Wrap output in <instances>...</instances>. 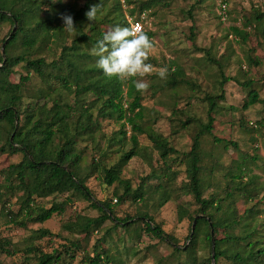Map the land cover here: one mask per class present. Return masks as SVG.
<instances>
[{"label":"trees","instance_id":"obj_1","mask_svg":"<svg viewBox=\"0 0 264 264\" xmlns=\"http://www.w3.org/2000/svg\"><path fill=\"white\" fill-rule=\"evenodd\" d=\"M64 1L0 0V21L10 22L13 27L17 25V28L13 29L8 38L3 41L5 45L3 53L6 57L2 52L0 53V125H2L0 138L6 136V143L0 150L10 156H22L18 164H12L0 173L5 175L6 181L5 185H1L6 191L3 197L11 199L12 195L22 193L19 198V212L14 214L11 210L7 211L10 218L9 223L24 228L28 224H44L55 215L64 214L67 205L72 200L68 197L66 201L53 203L49 208L38 205L37 200L72 194L91 202L101 215L97 218L79 215L75 221L64 224L62 229L70 234L78 231L89 236L93 230H100L108 221L113 222L115 228H130L141 223L140 232L174 247V256L175 259L180 260L179 264H213L211 233L214 231L215 264H219L222 260L227 264H264V236L262 237L263 233L260 232L262 225L255 216L256 213L259 214V212L255 213L257 206L248 207L244 213L238 212V202L250 203L264 191V185L257 183L258 176L254 175L249 166L245 164L248 159L243 158L235 163L236 169L225 175L228 181L222 194L212 192L206 196L211 185L203 176L204 162L211 163L212 174L210 175L213 176L218 172L217 167L220 161L209 159L214 153L204 148L205 138H212L214 145L218 148L223 146L225 150L239 149L234 141L221 139L215 135L216 117L214 113L218 110L219 103L225 101L224 87L235 80L226 77L222 63L214 58L210 51H205L208 60L220 69L223 90L220 94L206 96L207 123L191 117L180 122L177 135L181 132L189 134L194 132L191 150L182 153L169 144L161 134L146 125L142 105L143 91L136 89L134 83L136 77L120 80L105 76L96 66L97 58L91 54V48L105 33L101 31V26L117 21L116 25L127 27L121 6L128 7V3L135 5L136 2L127 0L123 4L120 0H113L114 9L109 11V14L101 16L105 6L112 0H86L83 7L65 4ZM100 2L102 7L98 11L97 18L93 22L88 21L85 13L91 5ZM154 2L156 0L142 3L138 7L139 13L136 8L132 9L131 17L140 20L143 13H149L148 10ZM225 3L229 4L227 0L221 1L220 4ZM230 12L229 9V19ZM64 13H70L74 17L76 37L70 47L63 48L59 59L47 61L45 57H42L45 53L44 45H50L55 41L54 39L59 38L60 40L64 27L60 16ZM219 17L222 21L220 15ZM99 27L101 29L96 31ZM93 32L97 35L94 36ZM194 32L192 27L191 41L194 40ZM232 32L241 37L244 42L248 40V34L240 28L234 27ZM147 34L150 38L153 37V34ZM17 45H24L25 51L13 56L10 51L17 49ZM147 62L156 64V60L148 59ZM19 65L24 66L27 75L22 77L19 83H12L11 75ZM174 66L173 63L169 68L168 73L171 74V79L165 82L164 86L177 87L179 82L183 83L182 79L175 77L180 76L181 70L177 67L173 70ZM33 74L47 85L45 90L40 91L41 98H50L53 92L57 91V87L51 85V82H55L62 90L74 95V104L71 106L62 98H54L51 108H48L47 104L40 106L36 104L37 107L28 105L23 110L24 87L31 81ZM184 82L192 88L197 87L195 84ZM124 87H127L126 92ZM248 87L250 89L248 98L243 106L245 110L263 102L260 100L259 93L252 88V84ZM90 95L95 99L88 101ZM95 109L98 111L97 116L93 113ZM22 116L30 119V123H26L23 127L18 125V120ZM100 119L121 123L118 133L108 140L111 144L114 142L124 144L128 138L127 127H129L132 149L125 152L119 165L112 168L94 159L89 167L92 173L85 174L82 167L84 151L80 143L85 140L97 142L95 134L100 129ZM262 125H264V119L253 127L257 129ZM142 135L147 136L155 150L159 152L160 161L167 166L168 170H170L169 161L172 155L182 156L183 162L187 163L185 169L187 181L181 186L176 185L175 189L170 186L174 183V177L178 176L176 172L153 173L151 178L165 181V183H160L156 190L161 193V208L173 199L172 192L193 198L197 209L191 211L186 205L177 207L179 222L186 219L192 222V229L187 237L188 246L180 247L177 239L167 234L148 213H140L135 218L123 220L116 218L108 202L94 201L87 185L90 178L98 175L99 178L103 177V182L108 187L115 184L125 187L124 194L119 197L121 202H125L130 197H133L135 201L145 202L147 193L143 188L139 187L134 190L129 182L121 178L123 167L133 158L146 154L145 148H142L139 142V136ZM250 160L255 163L258 157L252 155ZM6 204L10 206V200L3 203L4 209ZM243 223H246L245 232L240 231ZM193 226H195L194 232ZM134 234L140 235L138 230H134ZM58 236L46 229L33 231V237L39 240ZM11 246L12 242L9 239L0 241V257L3 254L10 257L18 254L17 251H12ZM81 248L80 242L70 241L69 245H62V250L56 249L52 253H45L40 248L29 246L26 254L36 258L35 264H58L65 261L67 257L73 258V253ZM199 249L202 252L206 251L208 256L204 259L199 257ZM183 255L186 259L181 261ZM111 262L109 252L102 248L96 249L92 254H86L83 264H111Z\"/></svg>","mask_w":264,"mask_h":264},{"label":"rangeland","instance_id":"obj_2","mask_svg":"<svg viewBox=\"0 0 264 264\" xmlns=\"http://www.w3.org/2000/svg\"><path fill=\"white\" fill-rule=\"evenodd\" d=\"M85 1L65 0L64 3L83 7ZM132 1L136 2L135 5L128 3V7L121 6L128 26H130L128 21V17H131L130 11L136 8L139 13L138 7L151 0ZM221 1L223 0H156L148 10V23L145 28L147 33L153 34L151 40L154 47L150 51L149 59L156 60V64L155 62L152 64L156 70L167 67L169 71L174 63L173 70L176 67L181 70L180 76L176 75L175 77L182 79L183 83L179 82L177 87L164 86L165 82L171 79V74L167 73L165 78H160L155 70L150 74L136 77L148 84L147 89L142 92L146 125L161 134L169 144L182 153L191 150L194 132L190 134L181 132L177 135L180 122L191 117L207 123L206 96L220 94L223 90L220 69L208 60L205 51H210L213 57L222 63L226 77L235 80L224 87L225 101L219 103V108L214 113L216 117L215 135L221 139L234 141L238 144L239 149L225 150L223 146L218 148L214 145L212 138H205L204 148L214 153L209 159H219L220 161V165L217 167L218 172L213 176L210 175L212 174L211 163L204 162L203 176L211 185L206 196L212 192L220 194L224 192L228 181L225 175L235 170V163L240 162L243 158L248 159L245 164L249 166L254 175L258 176L257 183L264 185V125L257 129L253 127L264 119V0H227L231 10L230 19L227 22H222L219 17ZM113 3L112 0L105 6L101 16L109 14V11L114 9ZM116 24L117 21L105 23L104 26H101V31L106 32ZM15 27L17 28V25L13 27L10 22L0 21V53L4 52V39L8 38ZM101 27L96 31H99ZM192 27L195 31L193 41L190 40ZM234 27L246 32L248 40L244 42L241 37L236 36L232 32ZM93 34L97 35L94 32ZM75 37V32L63 31L60 40L59 38L54 39L55 41L50 45H44L45 53L42 57H45L47 61L59 59L63 48L70 47ZM25 48L24 45H17V49L10 51V54L17 56L24 52ZM40 55L42 54L40 53ZM3 56L6 57L5 53ZM34 56H36V52H34ZM26 75L24 66L19 65L11 75V82L19 83L21 78ZM184 81L195 84L197 87L192 88ZM51 83L53 87H57V91L53 92L50 98L43 99L40 91L45 90L47 85L33 74L31 81L24 87L23 110L28 105L37 107V105L47 104L48 108H51L54 98H62L71 106L74 104L75 98L72 93L62 90L55 82ZM249 84H252V88L259 93L260 100L263 102L245 110L243 106L248 98ZM124 90L126 92L127 87H124ZM94 99L90 95L88 101ZM93 113L97 116V109ZM18 121V125L22 127L26 123H30V119L26 116H22ZM99 124L100 129L95 134L97 142L85 140L80 143V147L84 151L82 167L85 174L92 173V169L89 167L94 159L112 168L119 165L122 155L132 149L129 127H127L128 138L124 144L115 142L111 144L108 140L118 133L121 123L100 119ZM139 142L141 147L145 148L146 154L133 158L123 167L121 178L123 181L129 182L134 190L142 187L147 193L145 202L135 201L133 197L121 202L119 197L124 194L125 187L119 184L108 187L104 184L103 177L99 178L98 175H94L87 183L92 197L96 202H108L114 210L115 217L120 220L135 218L140 213H148L167 234L177 239V244L180 247L188 246L187 237L192 229V222L188 219L179 222L177 207L186 205L191 211L197 209L193 198L172 192L173 199L161 208V193L156 190L159 184L165 183V181L151 178L153 173L176 172L178 176L174 177V183L170 186L175 189L176 185L181 186L187 181L185 176L187 163L183 162L182 156L172 155V159L169 161L170 170H168L167 166L160 161L159 152L155 150L147 136H139ZM5 143L6 136H3L0 138V149ZM252 155L258 157L257 162H251ZM21 160V155L10 156L0 150V173L8 169L10 165L18 164ZM4 176L0 174V241L11 240L10 248L12 251H17L18 254H15L14 257L6 254L1 255L0 264H35L36 258L26 254L29 246L40 248L45 253H52L56 249L62 250V245H69L70 241L80 242L82 248L73 253V258L67 257L65 261L58 264H83L86 254H92L96 249L102 248L109 252L111 264L180 263V260L175 259L173 246L159 242L153 236L140 232L141 223L130 228H115V224L108 221L100 230H93L89 236L78 231L73 234L64 231L62 226L75 221L79 215L90 218H97L101 215L91 202L78 195H57L37 200L38 205L48 208L53 203L66 201L68 197L72 201L67 205L64 214L55 215L44 224H28L26 228L12 225L9 223L10 218L7 211L11 210L14 214L19 212V198L22 193L12 195L11 199L3 197L2 195L6 192L5 188L1 186L6 184ZM263 197L264 191L250 203L238 202L239 213H244L248 207L257 206L255 213L259 212V214L256 213L255 216L259 224L262 225L260 230L263 233L262 237L264 236ZM9 200L11 207L7 203L4 209L3 203ZM39 229H46L59 236L36 239L33 237V231ZM134 230H138L140 235L136 236ZM240 231H246V223H243ZM220 237H222L221 234ZM207 256L206 251H199V257L204 259ZM185 259L186 256L183 255L181 261ZM219 264H227V262L222 260Z\"/></svg>","mask_w":264,"mask_h":264},{"label":"clouds","instance_id":"obj_3","mask_svg":"<svg viewBox=\"0 0 264 264\" xmlns=\"http://www.w3.org/2000/svg\"><path fill=\"white\" fill-rule=\"evenodd\" d=\"M101 7V2L91 5L85 13L87 20L95 21ZM60 19L64 24L63 31L72 33L76 30L74 17L70 13L61 14ZM153 47V41L139 25L127 27L115 25L97 40L91 48V54L97 58L96 66L109 78L125 80L150 74L154 70L160 78H165L168 73L167 67L156 70L147 62ZM134 83L138 91H144L148 87L141 79H136Z\"/></svg>","mask_w":264,"mask_h":264},{"label":"built area","instance_id":"obj_4","mask_svg":"<svg viewBox=\"0 0 264 264\" xmlns=\"http://www.w3.org/2000/svg\"><path fill=\"white\" fill-rule=\"evenodd\" d=\"M123 4L126 3L127 0H120ZM229 4H220L219 6V15L221 16V19L223 22H227L229 20ZM147 14L143 13L141 15L140 20H137L133 17H128V21L130 23V26H136L139 25L144 31H146V25L148 23L147 21Z\"/></svg>","mask_w":264,"mask_h":264},{"label":"water","instance_id":"obj_5","mask_svg":"<svg viewBox=\"0 0 264 264\" xmlns=\"http://www.w3.org/2000/svg\"><path fill=\"white\" fill-rule=\"evenodd\" d=\"M16 28V27H15ZM5 45H3V51H4ZM195 226H193V232H194ZM212 259H213V264H215V252H216V238H215V233L212 231Z\"/></svg>","mask_w":264,"mask_h":264}]
</instances>
